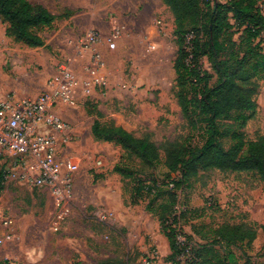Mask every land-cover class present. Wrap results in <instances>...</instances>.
Masks as SVG:
<instances>
[{
	"label": "rangeland",
	"instance_id": "rangeland-1",
	"mask_svg": "<svg viewBox=\"0 0 264 264\" xmlns=\"http://www.w3.org/2000/svg\"><path fill=\"white\" fill-rule=\"evenodd\" d=\"M29 1L43 5L57 19L40 31L44 46L38 48L7 36V25L0 20V99L14 94L38 96L62 65H68L81 80L103 76L105 84L91 93L80 89L75 104L63 109L75 139L69 154L79 171L70 214L58 228L46 191L20 180L4 181L0 264H191L195 249L213 238L215 228L264 224V182L256 175L202 171L177 193L173 216L180 217L181 254L170 261L169 241L159 218L146 210L154 197L131 204L132 184L114 171L117 165L136 166L141 178H155L167 194L171 186L164 176L166 169L146 166L116 142L93 137L92 126L99 121L108 127L122 126L159 146L192 139L176 97L179 45L174 16L162 0ZM259 6L264 13V0H259ZM117 32L116 49L109 50L106 38ZM90 33L100 41L87 49L81 41ZM233 34L237 41L241 29H233ZM96 60L102 62L97 72ZM200 67L213 75L214 84L217 77L206 58ZM256 99L257 113L243 129L247 140L264 135V81ZM160 154L164 161V151ZM11 169L10 160L1 159L0 180ZM162 199L156 206L168 203L166 197ZM103 211L112 214L104 222L98 219ZM252 213L256 220L250 217ZM263 245L259 229L254 243L231 249L241 263L264 264Z\"/></svg>",
	"mask_w": 264,
	"mask_h": 264
},
{
	"label": "trees",
	"instance_id": "trees-1",
	"mask_svg": "<svg viewBox=\"0 0 264 264\" xmlns=\"http://www.w3.org/2000/svg\"><path fill=\"white\" fill-rule=\"evenodd\" d=\"M162 1L174 16L179 45L175 61L176 97L192 139L167 141L159 146L149 138L135 137L122 126L108 127L99 121L94 122L92 134L97 141L116 142L124 153L137 155L146 166L157 169L163 165L166 169L164 176L171 186L167 194L161 192L155 178H141V170L136 166L117 165L114 171L132 184L131 204L154 197L146 210L158 216L169 241V260L176 261L181 254L177 227L180 217L173 214L177 193L188 179L196 178L202 171L218 170L251 173L264 182V135L247 140L243 131L257 113L256 98L264 81V13L259 0ZM56 19L41 4L0 0V20L7 25V36L30 48L44 46L40 31ZM235 28L241 29L237 41ZM202 58H206L217 77L214 84L213 75L200 67ZM174 174L178 177L173 178ZM163 197L168 203L156 206ZM257 226L255 223L215 228L213 238L195 249L191 264H254L251 260L241 263L231 247L254 243L259 229L264 235V224Z\"/></svg>",
	"mask_w": 264,
	"mask_h": 264
},
{
	"label": "built area",
	"instance_id": "built-area-1",
	"mask_svg": "<svg viewBox=\"0 0 264 264\" xmlns=\"http://www.w3.org/2000/svg\"><path fill=\"white\" fill-rule=\"evenodd\" d=\"M119 35L117 32L106 38L109 50L116 49ZM99 41L100 37L90 33L81 41V46L94 48ZM100 65L102 62L96 60V72ZM104 84L103 76L81 80L68 65H62L38 96L14 94L0 99V160H10L12 166L4 172L3 183L20 180L46 191L53 202L56 228L70 214L79 171L75 157L69 154L75 139L63 109L75 104L80 89L91 93L94 87ZM111 216L110 212L103 211L98 219L104 222Z\"/></svg>",
	"mask_w": 264,
	"mask_h": 264
},
{
	"label": "crops",
	"instance_id": "crops-1",
	"mask_svg": "<svg viewBox=\"0 0 264 264\" xmlns=\"http://www.w3.org/2000/svg\"><path fill=\"white\" fill-rule=\"evenodd\" d=\"M250 217H253V218L256 217V219H257V216H256V215L254 216L253 213H252V216L250 215ZM254 219H255V218H254ZM256 219H255V220H256Z\"/></svg>",
	"mask_w": 264,
	"mask_h": 264
}]
</instances>
